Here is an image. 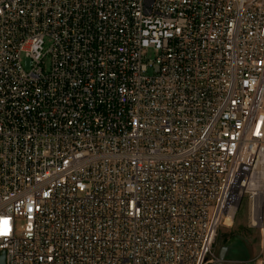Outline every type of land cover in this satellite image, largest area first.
Here are the masks:
<instances>
[{
    "label": "built area",
    "instance_id": "obj_1",
    "mask_svg": "<svg viewBox=\"0 0 264 264\" xmlns=\"http://www.w3.org/2000/svg\"><path fill=\"white\" fill-rule=\"evenodd\" d=\"M244 201L263 228L264 0H0L5 264H220Z\"/></svg>",
    "mask_w": 264,
    "mask_h": 264
},
{
    "label": "rangeland",
    "instance_id": "obj_2",
    "mask_svg": "<svg viewBox=\"0 0 264 264\" xmlns=\"http://www.w3.org/2000/svg\"><path fill=\"white\" fill-rule=\"evenodd\" d=\"M148 57L153 58L149 52ZM227 247L224 259L220 252ZM216 254L220 264H264V224L263 228L249 225V211L243 203L232 225H222L216 236Z\"/></svg>",
    "mask_w": 264,
    "mask_h": 264
},
{
    "label": "water",
    "instance_id": "obj_3",
    "mask_svg": "<svg viewBox=\"0 0 264 264\" xmlns=\"http://www.w3.org/2000/svg\"><path fill=\"white\" fill-rule=\"evenodd\" d=\"M227 251V247H223L220 252V259H224L225 253ZM0 264H5V254L0 255Z\"/></svg>",
    "mask_w": 264,
    "mask_h": 264
},
{
    "label": "bare ground",
    "instance_id": "obj_4",
    "mask_svg": "<svg viewBox=\"0 0 264 264\" xmlns=\"http://www.w3.org/2000/svg\"><path fill=\"white\" fill-rule=\"evenodd\" d=\"M228 223H229V221H228Z\"/></svg>",
    "mask_w": 264,
    "mask_h": 264
}]
</instances>
